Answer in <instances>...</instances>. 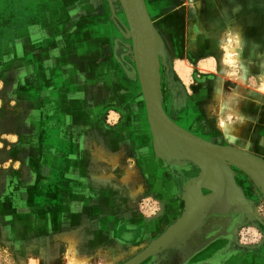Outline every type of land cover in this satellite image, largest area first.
<instances>
[{"label":"rangeland","instance_id":"374dc122","mask_svg":"<svg viewBox=\"0 0 264 264\" xmlns=\"http://www.w3.org/2000/svg\"><path fill=\"white\" fill-rule=\"evenodd\" d=\"M116 2L0 0V264H124L184 217L189 196L216 195L189 159L178 164L154 154L125 48L129 35L117 60L104 53V61L116 62L114 71L99 69L93 51L89 69L61 67L59 61L73 63L61 57L65 38L74 41L89 18L93 34V18L105 15L100 5L123 22L124 34V9ZM146 2L162 41L157 68L167 112L224 143L221 126L232 134L241 129L236 141L264 156V0ZM112 28L118 34L113 22ZM237 30L243 65L226 46ZM47 60L53 66L41 67ZM216 80L231 96L227 109L213 96ZM226 166L239 203L205 210L177 243L138 264H264V189L244 168ZM128 171L136 176L130 184L121 181ZM138 182L142 191L134 195Z\"/></svg>","mask_w":264,"mask_h":264},{"label":"water","instance_id":"95a60500","mask_svg":"<svg viewBox=\"0 0 264 264\" xmlns=\"http://www.w3.org/2000/svg\"><path fill=\"white\" fill-rule=\"evenodd\" d=\"M121 1L124 10L126 9L129 21L135 62L147 104L148 119L153 127L155 137L162 149L167 152V155L172 157L177 156L176 154L185 156L192 160H196L197 163L203 166L205 168L203 179L206 182L204 183L216 191L215 197H207L204 200H201L203 198L194 200L189 196V205H187V210L182 215L184 217H181L182 220L179 218L170 230L158 238L155 241L156 243L141 255L124 263L138 264L148 256L153 255V251H157L160 246H164L167 242L173 241L177 243L181 238V233L185 231L186 224L192 219L194 223H196L199 218L202 217L205 210H210V207L225 210L228 209L234 201L239 203L237 194L232 190L228 182L230 170L229 167L225 165L226 159L244 168L254 176L262 185L263 189L264 160L237 147L209 142L179 126L168 116L160 102L159 81H157L158 77L156 75V65L158 67V44H162V41L158 37L157 30H155L152 24L146 1ZM126 31L127 26L125 25L123 35L129 38L127 34H125ZM130 45V43L126 44L125 48L129 49ZM154 60L156 61V65ZM212 171H217L219 175L214 177L215 174H213L214 172ZM213 202L214 204L210 206ZM171 232L173 233L170 234ZM175 235H177L176 239L172 240Z\"/></svg>","mask_w":264,"mask_h":264},{"label":"bare ground","instance_id":"6f19581e","mask_svg":"<svg viewBox=\"0 0 264 264\" xmlns=\"http://www.w3.org/2000/svg\"><path fill=\"white\" fill-rule=\"evenodd\" d=\"M116 1H119V7L124 9V6H123V3L121 0H115V3H117ZM146 1V0H145ZM149 2V1H148ZM146 5H147V2H146ZM147 8H148V5H147ZM148 12H149V8H148ZM113 14V13H112ZM115 16V13L113 14ZM149 15H150V18L152 20V24L156 30L157 26H155V23H154V20L153 18L151 17V14L149 12ZM124 19H125V22L127 24V31L125 32V34L129 35L130 36V39H131V45H130V48H129V52L132 56V59L134 61V68H133V74H134V77L137 78V81H138V85H137V89L139 88V99H141L144 103V106H145V113L147 114V117H146V123L148 124V128L146 129V131L152 136V140L153 142L152 143V149H153V152L155 155L158 156V158L161 160V158L163 160H165L167 157H169V155H167V152H165L162 147L160 146L157 138L155 137V134H154V130H153V127L151 126L150 124V121H149V115H148V109H147V104H146V100H145V96H144V92H143V89H142V85H141V82H140V78H139V73H138V69H137V65H136V62H135V56H134V49H133V41H132V34H131V29H130V25H129V21H128V17H127V14H126V9L124 10ZM119 26H123L122 23H119ZM126 29V28H125ZM112 31L114 32L113 28H112ZM230 39H231V42L230 40L228 42H226V46L228 47L227 49L229 50L228 53L231 55V58L233 59L232 61L233 62H238L240 65H243L244 64V61H245V51L244 49L242 50V47H243V44H244V38L242 36V33L240 31H233L232 34H230ZM120 48V47H119ZM118 54V53H117ZM120 59V58H119ZM121 60V59H120ZM155 61V60H154ZM155 65H156V61H155ZM235 67V66H234ZM248 73V72H247ZM156 75L158 77V80L159 81V76H158V68H157V65H156ZM245 77H246V70L244 68V71L242 70V74L241 76L239 77V79L241 81H244L245 80ZM258 77V76H257ZM219 78V77H218ZM261 78H262V84L264 86V73L263 75H261ZM222 80V79H221ZM216 86H215V91L213 92L214 93V97L218 99V101H220V105L221 107H224L225 109H227L229 107V105H231V102H230V95L229 96H225L224 93H223V87H222V83L221 81L219 80H216ZM158 88H159V92H160V102H161V105L163 107V109L165 110V112L168 114V116H170V118L172 120H174L179 126L185 128L186 130L192 132V134H195L199 137H202L204 138L205 140L209 141V142H212V143H215V144H219V145H228V146H233V147H237V148H240V149H243V150H246L258 157H260L261 159L264 160V156L262 154H257L255 153L254 151H249L248 148L246 149V147H244L242 145V143H238L236 141V138L239 137V135L241 136V129H238V131L236 132V134H232V133H227L226 131L228 132H232V128L230 129H227V128H224L223 126H221L220 130L223 131L224 135L226 136V140L227 142L224 143V140H221V138H219L220 140H213V139H209V138H205L203 137L202 135L194 132L193 130L189 129L188 127H186L185 125L179 123L177 120H175V118L173 116H171V114H169L163 104V98H162V95H161V89H160V83L158 84ZM212 93V94H213ZM236 93H238V91H236ZM235 93V94H236ZM236 107V106H235ZM236 112H238V116H241L240 114V111L238 109L235 110ZM137 116V115H136ZM139 116V115H138ZM140 117V116H139ZM141 120V119H140ZM222 123L221 125H225V122L224 120H221ZM140 125V124H139ZM143 131V129H142ZM139 134V133H138ZM144 135V133H140V135ZM141 135V136H142ZM243 140V139H242ZM245 143V142H243ZM246 144V143H245ZM101 153V152H99ZM99 153L96 152L95 155H94V158L95 159H99L101 158V156H99ZM174 154V153H172ZM177 156H173L171 157L170 159H173V161L175 162H178V164H183L184 161L186 159H189V161H191L192 163H194L196 166H198V169L200 170V173H203L205 168L203 166H201L199 163H197L196 160H192L191 158H188V157H185V156H181V155H178L176 154ZM167 156V157H166ZM169 159V158H168ZM167 159V160H168ZM183 162V163H182ZM232 162L230 160H225V165L226 164H231ZM185 165V164H184ZM133 172V171H132ZM132 172L128 171L127 175L123 178V182L125 183H129V182H132L134 181V176H135V173L132 174ZM214 172L213 174H215V176L218 175L217 171H212ZM214 176V177H215ZM100 178H104L105 175H100L98 176ZM136 177V176H135ZM213 178V177H212ZM139 183V182H138ZM143 183V182H142ZM130 184V183H129ZM192 184V183H191ZM135 187V191L133 192L134 195H137L140 191H142V187H141V184L139 183L138 185L135 184L134 185ZM191 187V186H190ZM133 188V187H132ZM133 188V189H134ZM172 190L175 191V187L172 186ZM185 193V192H184ZM131 194V193H130ZM188 194V193H187ZM172 195V194H171ZM128 197V196H127ZM197 199V198H195ZM188 201V199H187ZM131 205V204H130ZM250 209V208H249ZM184 212V211H183ZM164 215V212L161 213L160 212V216L162 217ZM264 222V221H263ZM189 224V223H188ZM190 226V225H188ZM192 227V226H191ZM197 227V226H196ZM190 228V227H189ZM187 229V228H186ZM190 230V229H189ZM173 233V232H172ZM171 234V233H170ZM117 254V253H116Z\"/></svg>","mask_w":264,"mask_h":264},{"label":"crops","instance_id":"0c3cea01","mask_svg":"<svg viewBox=\"0 0 264 264\" xmlns=\"http://www.w3.org/2000/svg\"><path fill=\"white\" fill-rule=\"evenodd\" d=\"M244 4H245V2H244ZM100 6H102V10H103L105 15L103 17L93 18V20H94L93 22L96 23V26L92 30L93 34L90 33V29L92 27L90 26L91 19L89 18V19H84L85 31L83 32V30H82V31L75 34V40L76 41L75 40L72 41L71 39L66 37L67 35L61 36V37H66L65 40H68V42L65 41L66 50H65L64 54L61 53V57L62 58L64 57L68 61L71 60L73 62L72 64H74V66H73L69 62L59 61V63L62 65L61 67L64 68V66H65V67H69V68L73 69L75 67L79 68V66H81V68H83V69H89L91 64H90V61H87V60H91V53L93 51L94 52L93 56H94L95 60L98 61V63H96L95 60H94V62L96 63V66L98 64L97 67L99 69H109L110 71L111 70L114 71L116 69L117 64L115 61L111 62L112 64H109L108 60L104 61L105 60L104 53L105 52L107 53V51L110 50V52L114 53L113 58L115 57V60H117L118 54H117L116 50L119 47L118 45L121 43L120 41H121V38L123 36L122 28H120V26L116 22L117 20L115 18L113 19L111 17L106 6H104V7H103V5H100ZM105 9L107 10V13H105ZM88 21H89V24H87ZM111 22H113L115 24V31L116 32L118 31L117 32L118 34L114 35L112 33ZM76 25L80 26L81 23H77ZM86 26H87V28H86ZM87 34L89 35V38L88 37L86 38ZM91 35L93 37L92 39L90 38ZM72 42H73V45H71ZM111 45L113 46V50L111 49ZM108 47H109V49H108ZM66 52H68L67 55H70V54H72V55L68 56L66 58V56H67ZM65 59H63V60H65ZM101 60H102V62L99 63V61H101ZM30 62L31 61H28V62L25 61L24 65H27L26 63H30ZM37 63L40 64L41 62L37 61ZM79 63H81L83 65H79ZM53 64H54V62L52 60H47L45 64H42L41 67H47V66L50 67V66H53ZM115 72H112L114 74V78L116 75ZM239 91H240V89H238V92Z\"/></svg>","mask_w":264,"mask_h":264},{"label":"flooded vegetation","instance_id":"af4514ba","mask_svg":"<svg viewBox=\"0 0 264 264\" xmlns=\"http://www.w3.org/2000/svg\"><path fill=\"white\" fill-rule=\"evenodd\" d=\"M123 49V48H122Z\"/></svg>","mask_w":264,"mask_h":264}]
</instances>
